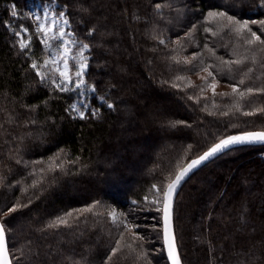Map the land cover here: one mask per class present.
Wrapping results in <instances>:
<instances>
[{"label":"trees","instance_id":"obj_1","mask_svg":"<svg viewBox=\"0 0 264 264\" xmlns=\"http://www.w3.org/2000/svg\"><path fill=\"white\" fill-rule=\"evenodd\" d=\"M35 1H55L90 49L84 118L71 112L75 93L33 68L45 56ZM205 68L235 89L204 96L190 78ZM261 131L264 0H0V211H11L1 221L14 264H169L164 245L113 211L138 224L191 160ZM173 223L182 264H264V145L192 175Z\"/></svg>","mask_w":264,"mask_h":264},{"label":"rangeland","instance_id":"obj_2","mask_svg":"<svg viewBox=\"0 0 264 264\" xmlns=\"http://www.w3.org/2000/svg\"><path fill=\"white\" fill-rule=\"evenodd\" d=\"M28 19L45 52L42 60L33 63V68L43 83L52 84L61 91L75 93L77 99L71 107V112L75 117L84 118L92 109V101L96 93L95 89L90 87L86 80L90 60L89 47L76 37L67 12L60 9L55 1L47 3L31 2ZM17 37L21 48L28 50L32 40L30 30L22 27ZM190 79L194 84L202 83L204 96L208 97L218 93H228L235 89L234 86L217 81L208 68L197 72ZM158 106L160 107V105ZM147 108H151L150 104H147ZM149 114L147 113V115ZM161 114L165 115L167 111L162 110ZM164 191V186L159 189L155 188V193L149 201L157 208L145 210L141 214L142 217H138V224L134 226L128 219H125V216L119 210H114L111 215L115 222L122 219L130 229L142 228L143 231L145 230L147 236L154 239L152 243L156 246L160 245V251H162L163 245V238H160L159 231L162 229L161 213ZM10 213L11 211H0V219L8 218ZM189 222L187 223L189 224ZM159 250L155 248V252L159 253Z\"/></svg>","mask_w":264,"mask_h":264},{"label":"water","instance_id":"obj_3","mask_svg":"<svg viewBox=\"0 0 264 264\" xmlns=\"http://www.w3.org/2000/svg\"><path fill=\"white\" fill-rule=\"evenodd\" d=\"M248 145H264V132L233 135L223 139L201 156L191 160L182 170L179 171L175 179L166 188L162 207V237L164 250L169 264H182L176 244L173 223V207L178 192L185 182L206 164L233 148ZM0 264H13L7 234L1 219Z\"/></svg>","mask_w":264,"mask_h":264}]
</instances>
